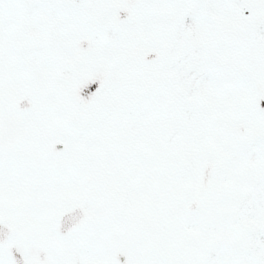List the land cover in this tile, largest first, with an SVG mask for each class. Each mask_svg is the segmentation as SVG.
<instances>
[{
    "label": "snow or ice",
    "instance_id": "obj_1",
    "mask_svg": "<svg viewBox=\"0 0 264 264\" xmlns=\"http://www.w3.org/2000/svg\"><path fill=\"white\" fill-rule=\"evenodd\" d=\"M0 264H264V0H0Z\"/></svg>",
    "mask_w": 264,
    "mask_h": 264
}]
</instances>
